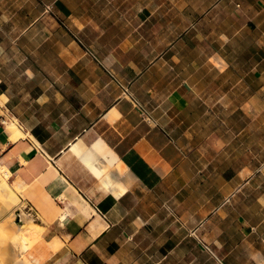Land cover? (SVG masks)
I'll return each instance as SVG.
<instances>
[{
	"label": "crops",
	"instance_id": "0c3cea01",
	"mask_svg": "<svg viewBox=\"0 0 264 264\" xmlns=\"http://www.w3.org/2000/svg\"><path fill=\"white\" fill-rule=\"evenodd\" d=\"M0 165L34 264H264V0H0Z\"/></svg>",
	"mask_w": 264,
	"mask_h": 264
},
{
	"label": "bare ground",
	"instance_id": "6f19581e",
	"mask_svg": "<svg viewBox=\"0 0 264 264\" xmlns=\"http://www.w3.org/2000/svg\"><path fill=\"white\" fill-rule=\"evenodd\" d=\"M19 121H14L10 123V126L17 131V135L14 139L25 135V133L19 129ZM86 162L94 168L98 173H102L106 170V166L102 161L96 156L95 153H87L84 156ZM12 175L11 171L0 165V197L3 198L4 204L0 210V221L4 220L3 229L10 233L11 236V247H10V261L7 264H34L29 256V251L33 248L38 241L42 238V233L45 228L44 225L37 222L32 216H29L22 207L23 212L20 213L22 221H18L17 217L19 212L13 210L15 206H18L20 203V196L9 184L10 176ZM17 208V207H16ZM15 208V209H16ZM7 213L3 218L4 213ZM13 226H16L14 230H11ZM54 248L60 246L59 239L54 240L52 243ZM6 262H0V264H5Z\"/></svg>",
	"mask_w": 264,
	"mask_h": 264
},
{
	"label": "rangeland",
	"instance_id": "374dc122",
	"mask_svg": "<svg viewBox=\"0 0 264 264\" xmlns=\"http://www.w3.org/2000/svg\"><path fill=\"white\" fill-rule=\"evenodd\" d=\"M49 11H52L51 6H48L47 8ZM4 204V200L2 197H0V210L1 207H3L2 205ZM5 221L1 220L0 221V262H6L5 264L9 263V259L11 257L10 255V247H11V236L10 233H7L4 229H3V224ZM16 228V226H13V228H11V230H14Z\"/></svg>",
	"mask_w": 264,
	"mask_h": 264
},
{
	"label": "built area",
	"instance_id": "2783aa9c",
	"mask_svg": "<svg viewBox=\"0 0 264 264\" xmlns=\"http://www.w3.org/2000/svg\"><path fill=\"white\" fill-rule=\"evenodd\" d=\"M24 209L26 210V213L29 214L30 216H32V217L35 216L34 215L33 208H31L29 205L28 206H25ZM18 212H19V215H18L17 219L21 217L20 213L23 212V208L21 207Z\"/></svg>",
	"mask_w": 264,
	"mask_h": 264
},
{
	"label": "water",
	"instance_id": "95a60500",
	"mask_svg": "<svg viewBox=\"0 0 264 264\" xmlns=\"http://www.w3.org/2000/svg\"><path fill=\"white\" fill-rule=\"evenodd\" d=\"M18 221L20 222V221H22V218L20 217V218H18Z\"/></svg>",
	"mask_w": 264,
	"mask_h": 264
}]
</instances>
